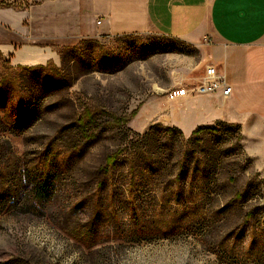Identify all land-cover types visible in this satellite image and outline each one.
Here are the masks:
<instances>
[{
    "label": "rangeland",
    "instance_id": "obj_1",
    "mask_svg": "<svg viewBox=\"0 0 264 264\" xmlns=\"http://www.w3.org/2000/svg\"><path fill=\"white\" fill-rule=\"evenodd\" d=\"M50 1L0 10L51 34ZM50 43L45 65L0 51V264H264V151L226 122L188 136L158 117L133 126L187 86L200 47L155 32ZM47 174L56 191L41 202Z\"/></svg>",
    "mask_w": 264,
    "mask_h": 264
},
{
    "label": "crops",
    "instance_id": "obj_2",
    "mask_svg": "<svg viewBox=\"0 0 264 264\" xmlns=\"http://www.w3.org/2000/svg\"><path fill=\"white\" fill-rule=\"evenodd\" d=\"M50 2L56 8L48 12L47 18L58 28L47 33L50 36L24 29L26 17L22 13L0 10V51L4 55L17 57L30 51L40 60L36 64L45 65L56 58V45L50 41L71 45L98 35L147 32L198 46L199 71L188 77L187 87L199 84L206 68L213 66L219 76L225 77L232 94L226 98L218 91L176 101L165 95L154 99L147 109L144 107L133 126L137 127L138 122L144 130L158 117L159 123L176 127L188 136L199 127L226 122L240 126L247 142L254 144L255 150L264 151V0ZM7 12L21 16L20 26L4 17ZM39 41L44 45H37Z\"/></svg>",
    "mask_w": 264,
    "mask_h": 264
},
{
    "label": "built area",
    "instance_id": "obj_3",
    "mask_svg": "<svg viewBox=\"0 0 264 264\" xmlns=\"http://www.w3.org/2000/svg\"><path fill=\"white\" fill-rule=\"evenodd\" d=\"M10 0H0V6L8 4ZM221 91L224 97L232 94V88L226 83L225 77L219 76L213 66L206 68L205 76L201 82L193 87L177 86L167 92V98L170 101H176L180 98L190 96L209 95Z\"/></svg>",
    "mask_w": 264,
    "mask_h": 264
},
{
    "label": "trees",
    "instance_id": "obj_4",
    "mask_svg": "<svg viewBox=\"0 0 264 264\" xmlns=\"http://www.w3.org/2000/svg\"><path fill=\"white\" fill-rule=\"evenodd\" d=\"M152 129V128H151ZM215 126L212 127H199L193 132V135L201 134L204 131H214ZM117 158L116 156L109 157L108 161L114 163ZM56 191V183L54 176L47 174L44 177L40 178L39 182L34 186L33 192L35 197L41 202H49Z\"/></svg>",
    "mask_w": 264,
    "mask_h": 264
}]
</instances>
